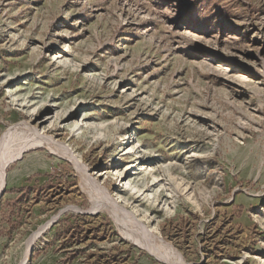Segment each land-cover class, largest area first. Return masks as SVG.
Returning a JSON list of instances; mask_svg holds the SVG:
<instances>
[{
    "label": "rangeland",
    "instance_id": "rangeland-1",
    "mask_svg": "<svg viewBox=\"0 0 264 264\" xmlns=\"http://www.w3.org/2000/svg\"><path fill=\"white\" fill-rule=\"evenodd\" d=\"M2 163L0 264H264V0H0Z\"/></svg>",
    "mask_w": 264,
    "mask_h": 264
},
{
    "label": "bare ground",
    "instance_id": "bare-ground-1",
    "mask_svg": "<svg viewBox=\"0 0 264 264\" xmlns=\"http://www.w3.org/2000/svg\"><path fill=\"white\" fill-rule=\"evenodd\" d=\"M65 51H67L66 49H65V47H64V49L61 51V52H65ZM25 102V101H24ZM37 120H39L40 119V113H36V114H34L33 115ZM72 118V114L71 113H69V112H63V113H61V116H57L56 117V120H59L60 122H59V124L56 122V123H53L51 126H50V128H48V130L46 131V133H45V137H43L42 135H40L39 133H37V132H35L34 131V133L36 134V136H38V142L35 144L36 145V147L38 148V147H45V148H47V150L49 149L50 150V148L52 147V142L51 141H53V135L55 134L56 136H57V134L56 133H58L59 131H60V127L58 126V125H61V124H66V123H68V121H70V119ZM35 119V120H36ZM38 124H40V125H42V122L41 121H38ZM85 125V128L83 127V125L82 126H80V124L78 123V122H73L70 126H69V130H70V132L71 133H74L75 135H79V134H81L82 136L84 135V132H88V130L89 131H95L97 134H105V129L107 128L106 126H104V125H102L99 121L97 122V121H94L93 122V126H94V128L92 127V126H87L86 125V123L84 124ZM33 131V130H32ZM31 134H32V132H30ZM34 136V135H33ZM32 146H34V145H32ZM32 146H30V148L32 149ZM35 147V148H36ZM52 150H53V147H52ZM21 151V150H20ZM54 151V150H53ZM18 155H20V154H18ZM17 156V155H16ZM71 156V155H70ZM76 157V156H75ZM77 158H79V157H77ZM140 157H139V155H137V159H139ZM83 159V158H82ZM1 160H2V158H1ZM81 161V160H80ZM12 162H13V160H12ZM72 162H74V161H72ZM77 163V162H76ZM81 163V162H80ZM5 165H6V163H2L1 165H0V195H2V193H3V189H4V180H5V177H6V174H5ZM75 165V164H74ZM77 165V164H76ZM79 165V164H78ZM78 167V166H77ZM75 169H76V167H74ZM79 168V167H78ZM78 170V169H77ZM132 185V184H131ZM136 184H134L133 185V187L131 188V190H130V192H132V190H134V189H136ZM137 190V189H136ZM135 190V191H136ZM140 192V190H137L134 194H138ZM135 196V195H134ZM137 198V197H136ZM58 217V215L57 216H55V217H53L48 223H47V225L46 226H44L45 228H47L48 226H50V224L53 222V221H55L56 219H58L57 218ZM45 228H40L37 232H35L30 238H29V240L27 241V246H26V252H25V259H29V261H30V257H29V253H30V251L32 250V247H33V245L35 244V242L37 241V239L39 238V236H41V233H43V230L45 229ZM167 246V245H166ZM152 251V250H151ZM156 252V251H155ZM157 253V252H156ZM155 254V253H154ZM153 254V255H154ZM159 254H157V256H158ZM173 255V254H172ZM169 256H171V255H169ZM168 256V257H169ZM156 257V256H155ZM171 258V257H170ZM158 259V258H157ZM167 259H169V258H167ZM159 260V259H158ZM163 260V259H162ZM164 261V260H163ZM179 262V261H178ZM164 264H167V263H165V262H163ZM177 264H179V263H177ZM181 264V263H180Z\"/></svg>",
    "mask_w": 264,
    "mask_h": 264
},
{
    "label": "water",
    "instance_id": "water-1",
    "mask_svg": "<svg viewBox=\"0 0 264 264\" xmlns=\"http://www.w3.org/2000/svg\"><path fill=\"white\" fill-rule=\"evenodd\" d=\"M3 193H4V191H3ZM3 193H2V195H3ZM2 195H0V198H1ZM62 213H63V212H62ZM62 213H60V214L58 215L57 218H59V217L61 216ZM57 220H58V219H56L55 221H53V222L50 224L49 227H51V226H52ZM31 255H32V250H31L30 253H29V257H30V258H31Z\"/></svg>",
    "mask_w": 264,
    "mask_h": 264
},
{
    "label": "crops",
    "instance_id": "crops-1",
    "mask_svg": "<svg viewBox=\"0 0 264 264\" xmlns=\"http://www.w3.org/2000/svg\"><path fill=\"white\" fill-rule=\"evenodd\" d=\"M13 186H14L13 184L8 185V187H7V192H10V190H12Z\"/></svg>",
    "mask_w": 264,
    "mask_h": 264
}]
</instances>
